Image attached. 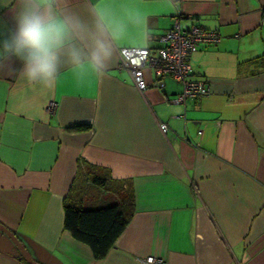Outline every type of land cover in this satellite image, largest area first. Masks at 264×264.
Listing matches in <instances>:
<instances>
[{"label":"crops","instance_id":"obj_1","mask_svg":"<svg viewBox=\"0 0 264 264\" xmlns=\"http://www.w3.org/2000/svg\"><path fill=\"white\" fill-rule=\"evenodd\" d=\"M176 3L150 17L147 47L158 51L175 17L216 28L220 39L189 55L187 77L210 86L200 99L174 101L182 83L148 67L139 89L119 58L100 79L65 68L51 90L0 60V223L38 263L264 264V0ZM12 26L0 9V39ZM127 198V223L101 258L64 227L65 203ZM0 264H31L2 229Z\"/></svg>","mask_w":264,"mask_h":264},{"label":"clouds","instance_id":"obj_2","mask_svg":"<svg viewBox=\"0 0 264 264\" xmlns=\"http://www.w3.org/2000/svg\"><path fill=\"white\" fill-rule=\"evenodd\" d=\"M83 0L82 9L70 0H0L10 9L13 26L0 39V60L20 63V76L29 84L53 89L61 72L104 77L125 49L151 43L150 17L175 10L176 0Z\"/></svg>","mask_w":264,"mask_h":264},{"label":"built area","instance_id":"obj_3","mask_svg":"<svg viewBox=\"0 0 264 264\" xmlns=\"http://www.w3.org/2000/svg\"><path fill=\"white\" fill-rule=\"evenodd\" d=\"M264 23V19L262 20ZM220 39V33L216 28H209L196 23L187 28L179 24L178 17L173 19L169 28L160 36L162 45L156 53H151L148 47L143 49H125L119 58V66L128 70L134 84L139 89H144L148 82L144 76V68H150L156 77L170 75L182 83L181 90L173 97L176 102L185 103L188 98L197 99L205 97L210 86L204 80L189 79L191 71L189 55L196 51L201 44L215 43ZM57 108V101L50 100L45 110L52 114ZM161 131L166 132V122L160 123ZM145 261L150 264H167V260L161 256H147Z\"/></svg>","mask_w":264,"mask_h":264},{"label":"trees","instance_id":"obj_4","mask_svg":"<svg viewBox=\"0 0 264 264\" xmlns=\"http://www.w3.org/2000/svg\"><path fill=\"white\" fill-rule=\"evenodd\" d=\"M91 181L103 185L106 177L93 174ZM126 204H130V199L123 204L113 202L95 207L65 203L64 227L74 238L88 244L95 258H101L127 223Z\"/></svg>","mask_w":264,"mask_h":264},{"label":"water","instance_id":"obj_5","mask_svg":"<svg viewBox=\"0 0 264 264\" xmlns=\"http://www.w3.org/2000/svg\"><path fill=\"white\" fill-rule=\"evenodd\" d=\"M0 229H2L3 231H5V233L13 240V242L17 245V247L21 251L22 255L26 258V260L28 262H30L31 264H41V263H38L37 261H35L31 257V255L29 254V252L27 251V249L25 248V246L21 243V241L17 238V236L11 230H9L7 227H5L1 223H0Z\"/></svg>","mask_w":264,"mask_h":264}]
</instances>
